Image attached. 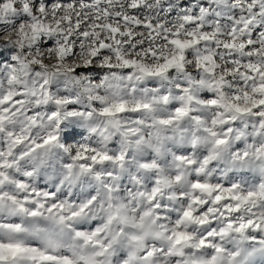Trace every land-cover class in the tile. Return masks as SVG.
Returning a JSON list of instances; mask_svg holds the SVG:
<instances>
[{
	"label": "snow or ice",
	"instance_id": "6c2138e0",
	"mask_svg": "<svg viewBox=\"0 0 264 264\" xmlns=\"http://www.w3.org/2000/svg\"><path fill=\"white\" fill-rule=\"evenodd\" d=\"M0 264H264V0H0Z\"/></svg>",
	"mask_w": 264,
	"mask_h": 264
}]
</instances>
